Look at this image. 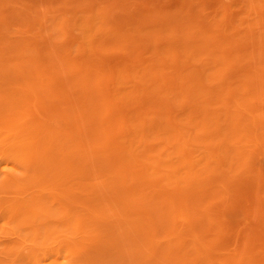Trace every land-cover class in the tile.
Returning <instances> with one entry per match:
<instances>
[{
  "label": "rangeland",
  "instance_id": "1",
  "mask_svg": "<svg viewBox=\"0 0 264 264\" xmlns=\"http://www.w3.org/2000/svg\"><path fill=\"white\" fill-rule=\"evenodd\" d=\"M0 264H264V0H0Z\"/></svg>",
  "mask_w": 264,
  "mask_h": 264
}]
</instances>
